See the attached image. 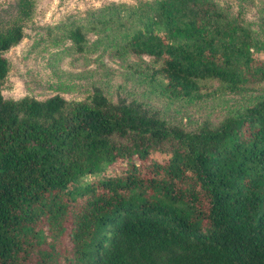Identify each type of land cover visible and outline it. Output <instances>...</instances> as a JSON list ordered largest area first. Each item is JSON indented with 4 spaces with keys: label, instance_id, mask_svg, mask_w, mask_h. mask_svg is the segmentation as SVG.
Returning <instances> with one entry per match:
<instances>
[{
    "label": "trees",
    "instance_id": "obj_1",
    "mask_svg": "<svg viewBox=\"0 0 264 264\" xmlns=\"http://www.w3.org/2000/svg\"><path fill=\"white\" fill-rule=\"evenodd\" d=\"M14 9L0 21V264H61L63 235L64 264H264V96L197 131L98 89L86 101L6 99L5 54L32 12L28 0ZM107 10L118 53L153 59L167 100L264 82V38L212 0ZM84 26L65 31L77 53Z\"/></svg>",
    "mask_w": 264,
    "mask_h": 264
},
{
    "label": "rangeland",
    "instance_id": "obj_2",
    "mask_svg": "<svg viewBox=\"0 0 264 264\" xmlns=\"http://www.w3.org/2000/svg\"><path fill=\"white\" fill-rule=\"evenodd\" d=\"M19 0H0V21L16 17ZM31 15L22 25L24 37L5 57L9 73L2 87L6 99L37 100L59 95L68 101H86L96 89L113 103L136 100L168 124L187 131L217 127L264 96V82L246 84L239 93L225 91L217 81L204 84L209 96L197 103L167 100L159 94L149 68L153 59L120 54L116 24H105L112 5L140 12L155 0H28ZM227 14L264 38V0H212ZM128 23V17H126ZM125 21V20H124ZM84 24L85 50L77 53L65 37L66 28ZM88 25V26H87ZM88 27H94L88 29ZM54 242V241H51ZM59 263L64 264L68 243L65 235L56 242Z\"/></svg>",
    "mask_w": 264,
    "mask_h": 264
}]
</instances>
